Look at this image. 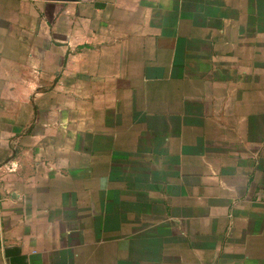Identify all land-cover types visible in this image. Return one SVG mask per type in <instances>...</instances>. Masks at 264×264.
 Listing matches in <instances>:
<instances>
[{"label": "crops", "instance_id": "1", "mask_svg": "<svg viewBox=\"0 0 264 264\" xmlns=\"http://www.w3.org/2000/svg\"><path fill=\"white\" fill-rule=\"evenodd\" d=\"M0 264H264V0H0Z\"/></svg>", "mask_w": 264, "mask_h": 264}, {"label": "water", "instance_id": "2", "mask_svg": "<svg viewBox=\"0 0 264 264\" xmlns=\"http://www.w3.org/2000/svg\"><path fill=\"white\" fill-rule=\"evenodd\" d=\"M50 1H65V2H70V1H74V0H50Z\"/></svg>", "mask_w": 264, "mask_h": 264}]
</instances>
